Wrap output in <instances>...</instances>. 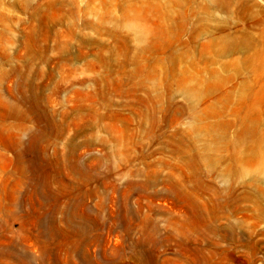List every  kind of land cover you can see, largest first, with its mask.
Returning a JSON list of instances; mask_svg holds the SVG:
<instances>
[{
	"label": "rangeland",
	"instance_id": "374dc122",
	"mask_svg": "<svg viewBox=\"0 0 264 264\" xmlns=\"http://www.w3.org/2000/svg\"><path fill=\"white\" fill-rule=\"evenodd\" d=\"M0 264H264V0H0Z\"/></svg>",
	"mask_w": 264,
	"mask_h": 264
},
{
	"label": "bare ground",
	"instance_id": "6f19581e",
	"mask_svg": "<svg viewBox=\"0 0 264 264\" xmlns=\"http://www.w3.org/2000/svg\"><path fill=\"white\" fill-rule=\"evenodd\" d=\"M23 157H24V158H23ZM23 157H22L21 161H22L23 163H25V162H26V156L24 155ZM25 167H26V166H25ZM37 182H38V180H37ZM19 188H20V187H19ZM10 206H11V205H10Z\"/></svg>",
	"mask_w": 264,
	"mask_h": 264
}]
</instances>
